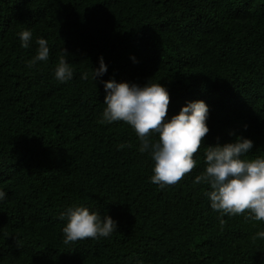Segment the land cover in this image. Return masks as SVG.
<instances>
[{"label": "trees", "instance_id": "obj_1", "mask_svg": "<svg viewBox=\"0 0 264 264\" xmlns=\"http://www.w3.org/2000/svg\"><path fill=\"white\" fill-rule=\"evenodd\" d=\"M37 37L49 60L28 69ZM62 55L74 69L64 84ZM101 55L103 77L80 79ZM110 79L164 85L166 118L208 104L196 166L175 185L150 182L154 162L129 125L102 123ZM238 136L254 142L245 158L264 157V0H0V264H264L253 240L264 222L221 218L194 182L204 147ZM77 205L117 230L64 245L60 216Z\"/></svg>", "mask_w": 264, "mask_h": 264}, {"label": "clouds", "instance_id": "obj_2", "mask_svg": "<svg viewBox=\"0 0 264 264\" xmlns=\"http://www.w3.org/2000/svg\"><path fill=\"white\" fill-rule=\"evenodd\" d=\"M21 48L33 43L30 29L17 33ZM36 52L26 61L28 69L49 60L50 46L43 37L35 39ZM132 59L135 61V57ZM104 57L92 71L80 73V79L91 78L95 82L107 72ZM55 80L64 84L74 77V69L61 56L53 69ZM105 105L102 123L122 121L129 125L139 140V152L148 153L154 162L150 182L161 189L175 185L195 166L194 154L201 148L203 138L209 132L207 123L209 106L204 100H194L184 105L178 114L167 117L170 102L168 89L159 82L148 81L144 85L115 79L103 81ZM153 135L157 139H153ZM253 140L238 136L234 142L216 143L204 147L205 168L195 178L196 184L204 183L208 190L210 208L222 218L225 215L245 214L252 221L264 222V157L245 158L253 148ZM118 150L126 147L117 146ZM7 193L0 189V202ZM63 244L80 240L108 238L117 230V221L110 215L103 217L83 205L70 206L61 213ZM223 223V219H221ZM264 240V230L257 231L253 240ZM18 246H21L17 240Z\"/></svg>", "mask_w": 264, "mask_h": 264}]
</instances>
